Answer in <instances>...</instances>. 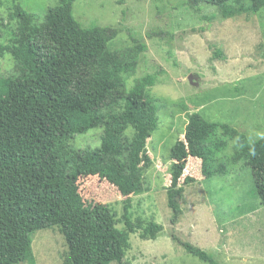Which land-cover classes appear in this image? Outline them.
Returning a JSON list of instances; mask_svg holds the SVG:
<instances>
[{"label":"trees","instance_id":"16d2710c","mask_svg":"<svg viewBox=\"0 0 264 264\" xmlns=\"http://www.w3.org/2000/svg\"><path fill=\"white\" fill-rule=\"evenodd\" d=\"M76 1L59 0L43 22L21 6L8 15L17 26L0 44V59L9 54L17 66L16 75L0 79V264L31 261L32 236L53 227H59L69 249L65 264H129L130 235L137 233L129 217L131 197L145 191V172L152 165L146 145L159 127L158 109L146 99V90L158 77L145 75L127 89L122 75L137 66L136 55L144 46L127 53L110 51L118 31L81 27L73 16ZM189 3L199 11L214 6L225 19L264 9V0ZM188 119L184 138L171 148L167 202L173 224L182 215L178 202L184 185L191 182L186 178L181 184L189 157L208 167L209 178L227 170V162L215 163L235 142L234 164L264 166V138L251 143L239 130L198 113ZM97 128L104 130L99 148H68L69 140ZM91 176L125 198L124 231L117 228L109 207L86 205L79 180ZM163 230L150 223L141 237L156 240ZM179 243L200 260L218 264L202 249Z\"/></svg>","mask_w":264,"mask_h":264},{"label":"rangeland","instance_id":"374dc122","mask_svg":"<svg viewBox=\"0 0 264 264\" xmlns=\"http://www.w3.org/2000/svg\"><path fill=\"white\" fill-rule=\"evenodd\" d=\"M58 1L0 0V44L17 26L8 19L16 6L43 22ZM73 16L86 29L115 28L118 36L108 47L112 52L144 46L136 55L137 66L122 75L127 89L145 75L158 77L156 85L146 90V99L158 109L159 127L146 145L152 165L145 172V191L131 197L129 217L137 233L130 235L125 260L208 264L189 254L181 241L207 252L218 264H264V166L246 169L234 164L235 142L215 163L227 162V170L209 178L208 167L189 157L181 184L186 178L191 182L184 185L178 202L182 215L175 224L167 202L171 148L184 138L191 114L237 129L251 143L264 138V9L225 19L218 8L207 5L199 11L189 0H77ZM16 66L11 55L2 57L0 79L16 75ZM189 75L198 77V87L190 85ZM103 136L104 130L97 128L75 136L67 145L95 150ZM79 185L86 205L109 207L117 228L124 231L125 198L116 188L92 176L80 179ZM150 223L163 226L156 240L141 237ZM32 239L33 259L25 264H65L69 249L59 227L37 231Z\"/></svg>","mask_w":264,"mask_h":264},{"label":"water","instance_id":"95a60500","mask_svg":"<svg viewBox=\"0 0 264 264\" xmlns=\"http://www.w3.org/2000/svg\"><path fill=\"white\" fill-rule=\"evenodd\" d=\"M188 82L190 83L191 86L193 87H198L199 86V79L195 75H189L188 76Z\"/></svg>","mask_w":264,"mask_h":264}]
</instances>
